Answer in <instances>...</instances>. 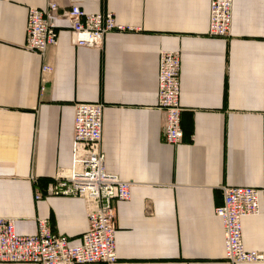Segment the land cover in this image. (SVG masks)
<instances>
[{
  "label": "crops",
  "instance_id": "0c3cea01",
  "mask_svg": "<svg viewBox=\"0 0 264 264\" xmlns=\"http://www.w3.org/2000/svg\"><path fill=\"white\" fill-rule=\"evenodd\" d=\"M51 1L110 11L131 29L107 32L100 48L74 46L59 17L57 43L40 57L23 48L26 14ZM209 2L0 0V217L13 218L19 235L46 218L55 234L80 242L83 199L47 186L71 164L73 104L101 102L104 169L131 183L130 199L114 202L112 264H230L214 213L223 185L259 190L260 211L241 219V233L245 249L264 254V0H233L228 37L207 33ZM164 49L181 51L176 145L164 142L157 107ZM45 62L54 67L47 78Z\"/></svg>",
  "mask_w": 264,
  "mask_h": 264
},
{
  "label": "built area",
  "instance_id": "2783aa9c",
  "mask_svg": "<svg viewBox=\"0 0 264 264\" xmlns=\"http://www.w3.org/2000/svg\"><path fill=\"white\" fill-rule=\"evenodd\" d=\"M233 0H210L207 33L228 37L232 22ZM69 24L74 46L100 48L107 32L130 30L116 22L110 11L87 13L77 5L60 8L49 2L44 9L29 7L26 14L23 48L43 57L57 43L56 19ZM181 51L160 50L157 67V107L163 111L164 142L176 145L182 141L180 94ZM54 71L51 63L41 65L47 78ZM45 84L40 85V92ZM71 164L60 169L47 186V193L83 199L87 229L77 244L67 236L55 234L46 218L36 219V232L19 235L13 218L0 217V262L37 264H112L117 261L115 231L117 224L114 202L129 200L131 183L104 169L102 148L101 102H75ZM222 202L214 208L223 226L224 257L230 264L264 260V254L247 250L242 241L241 219L259 213V190L240 185H223ZM44 192L34 190L36 200Z\"/></svg>",
  "mask_w": 264,
  "mask_h": 264
}]
</instances>
